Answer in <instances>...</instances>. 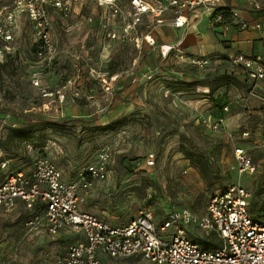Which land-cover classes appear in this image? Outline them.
I'll list each match as a JSON object with an SVG mask.
<instances>
[{
	"label": "rangeland",
	"instance_id": "rangeland-1",
	"mask_svg": "<svg viewBox=\"0 0 264 264\" xmlns=\"http://www.w3.org/2000/svg\"><path fill=\"white\" fill-rule=\"evenodd\" d=\"M14 1L0 0V14ZM236 1L260 2L264 21V0ZM93 4L88 0V10L62 23L50 13L53 56H37L41 42L25 14L6 27L8 38L0 40V165H7L0 185L17 172L29 174L40 156L71 182L105 153L107 178L92 183L80 209L113 226H127L141 211H150L158 226L174 212L198 219L231 184L247 191L250 214L256 215L264 207V81L257 83L261 94L245 102L251 84L220 53L202 69L172 59L162 63L161 77L151 76L152 69L144 74L148 53L141 40L149 22L135 33L139 47L115 41L103 53L96 20H86ZM195 80V86L183 85ZM218 118L220 129L209 131L204 121ZM237 149L250 157L252 174H239ZM39 207L17 203L0 209V264H55L75 242L72 235L51 236L44 228L29 231L26 221L43 217ZM186 234L203 250H212L207 242L220 244L194 226ZM103 263L150 264L136 258Z\"/></svg>",
	"mask_w": 264,
	"mask_h": 264
},
{
	"label": "built area",
	"instance_id": "built-area-1",
	"mask_svg": "<svg viewBox=\"0 0 264 264\" xmlns=\"http://www.w3.org/2000/svg\"><path fill=\"white\" fill-rule=\"evenodd\" d=\"M82 1L15 0L11 10L0 14V40H7L6 27L14 25L16 16L25 14L33 22L41 42L37 56L43 57L44 51L53 56L54 49L48 34L50 13L61 23L66 22L74 5ZM219 1L94 0L95 19L90 17L87 22L96 20L103 44L108 41L131 42L137 48L141 43L135 33L144 19L149 18L154 28L163 24L166 13H171L173 27L184 30L182 39L166 45L157 44L146 35L142 43L156 49L160 60H166L173 54L177 60L202 69L210 63V58L185 54L181 42L193 15H197L198 21L206 19L211 29L224 22L225 15L220 10L224 6ZM248 3L250 10L260 9L256 2ZM228 21L240 30L263 29L262 24L248 22L240 10L232 7ZM229 62L241 67L250 82L264 81V57L236 54L229 58ZM204 123L209 131H217L223 120L218 118ZM234 156L239 174L254 172V165L244 150L237 149ZM107 159V154L102 153L99 160L87 166L74 181L65 182L56 166L40 156L34 160L29 174L17 172L0 185V209L9 210L17 203L29 209L37 204L43 205V217L34 214L26 221L28 230L38 232L44 228L51 236L64 233L76 238L55 264H104L103 258H139L150 264H264V207L256 215H251L249 194L237 184H231L214 195L200 218L193 219L187 211L174 212L159 226L150 211L139 212L124 227L112 226L82 211L80 207L86 201L92 183L107 178ZM6 165V162L1 163L0 170H4ZM188 226L196 227L204 237H217L221 246L209 251L201 249L188 240Z\"/></svg>",
	"mask_w": 264,
	"mask_h": 264
},
{
	"label": "crops",
	"instance_id": "crops-1",
	"mask_svg": "<svg viewBox=\"0 0 264 264\" xmlns=\"http://www.w3.org/2000/svg\"><path fill=\"white\" fill-rule=\"evenodd\" d=\"M87 1L88 0H83L81 4H77V5L75 4L71 15L72 14L77 16L80 15L83 9L86 8L85 5ZM219 3L223 6H229L240 10L244 19H246L248 22L252 24L255 22L262 24L263 29L260 31L254 29L240 30L238 28L211 29L208 26L206 19L203 18L201 21H198L199 19L198 18H197L198 20L196 19L197 15H193L190 18V22L187 26L184 35V39L181 42L182 51L185 54L191 56L208 57L210 59L212 58L213 60L215 59V56L218 53L223 54L226 60L229 59L230 57H233L236 54L264 57V21L262 19H256V18L252 19L249 13H247L248 6L246 4H242L241 2H237L236 0H220ZM256 3L260 7L259 10H262L263 7L261 8L262 6L261 3L260 2H256ZM95 14L96 11H94L93 8L92 12L90 13V16L87 17V19L90 17L95 19L94 17ZM144 21H147L149 23L145 27L144 34L142 36H146V35L151 36L156 41L157 44L173 45L183 37L184 30L175 29L173 27V17L171 13H166L163 19L164 21L163 24L158 27L152 28L151 21L149 18H145ZM95 28L98 30L96 25ZM140 28L141 27H139L138 30H140ZM110 42H115V41H108L105 42L104 44L103 42H101L103 53H105L106 49L110 47L109 45ZM106 44H108L109 46L108 45L106 46ZM117 44L120 45L119 43ZM143 45L148 53L144 74H148L152 69L151 72H153V75L151 76L154 75L160 76L162 63L167 64L172 59H174L175 60L174 62L179 66H189L188 64H185V62L177 60L173 54H171L166 60H160L156 49L150 48L145 43ZM107 56L108 54L106 53L104 57L108 58ZM113 56L114 55L112 54L111 57ZM149 66H154V67H149ZM257 83L258 82H249L251 86L247 89V92L245 93V100H244L245 102L256 99L257 93H260V91H262L257 87ZM224 109H226V112L228 111L227 108L224 107L222 109V115H225ZM136 259L140 260L139 258Z\"/></svg>",
	"mask_w": 264,
	"mask_h": 264
},
{
	"label": "trees",
	"instance_id": "trees-1",
	"mask_svg": "<svg viewBox=\"0 0 264 264\" xmlns=\"http://www.w3.org/2000/svg\"><path fill=\"white\" fill-rule=\"evenodd\" d=\"M230 9H231V7H229V6H224V7H222L220 10H221V12L225 15V20H224V22H222V23H220V24H217L216 25V28H237V26H235V25H232L229 21H228V17H229V12H230ZM248 10H250L249 8H248ZM251 11H253V10H251ZM258 11H260V10H258ZM258 11H254V13H256V15L254 16V17H252V19H254V18H262L263 17V15L262 14H259V12ZM247 13H249V11H247ZM210 57V56H209ZM229 61V60H228ZM193 68H195V67H193ZM238 68H240L241 70H242V68L241 67H238ZM242 73H243V75H244V79H245V81L246 82H250L248 79H247V77H246V75L244 74V72H243V70H242ZM198 83V81H193L192 83H190V82H184L183 83V85L185 86V87H191V86H195L196 84ZM216 106H218V105H216ZM219 108H221V109H223L222 107H221V105L219 106ZM184 155L187 157V158H189L190 160H192L193 159V156L190 154V153H188V152H184ZM193 161V160H192ZM203 161H201V160H198L197 162H196V164H197V167H198V169L200 170L201 169V166H203V163H202ZM1 171V170H0ZM38 205L39 204H37V205H35V206H33L32 208H37L38 207ZM43 209H44V207L43 208H40L39 207V210H42V211H39V212H43ZM252 215V214H251ZM111 225V224H110ZM113 226V225H112ZM116 227V226H115ZM206 245L207 246H209L212 250H214V249H217V248H219L220 246H221V242H220V244L219 245H216V244H214V243H212V242H207L206 243Z\"/></svg>",
	"mask_w": 264,
	"mask_h": 264
}]
</instances>
